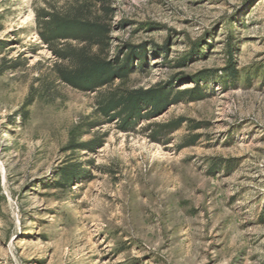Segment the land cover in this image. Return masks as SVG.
Returning a JSON list of instances; mask_svg holds the SVG:
<instances>
[{
	"label": "rangeland",
	"instance_id": "374dc122",
	"mask_svg": "<svg viewBox=\"0 0 264 264\" xmlns=\"http://www.w3.org/2000/svg\"><path fill=\"white\" fill-rule=\"evenodd\" d=\"M80 5L133 64L95 93L58 80L40 35ZM110 8L0 0V264H264V0ZM152 89L169 104L126 129L100 112Z\"/></svg>",
	"mask_w": 264,
	"mask_h": 264
},
{
	"label": "trees",
	"instance_id": "16d2710c",
	"mask_svg": "<svg viewBox=\"0 0 264 264\" xmlns=\"http://www.w3.org/2000/svg\"><path fill=\"white\" fill-rule=\"evenodd\" d=\"M96 1L102 5L106 16L112 15L111 0ZM88 11V5H80L64 14L44 13L40 35L54 55L60 61L68 63V66H56L58 80L80 92L95 93L112 86L117 80H128L133 72V64L130 57L126 61L110 59L107 54L110 47L109 26L101 19L91 18ZM69 42L82 46L76 47ZM94 48H98L96 52ZM4 66L0 67V76ZM181 100L178 97L172 102ZM167 102L168 97L156 89L113 92L100 100L99 109L109 122L122 119V129H126L129 120L140 117L143 106L154 104L160 107L168 105ZM180 125L179 121L169 126L177 129Z\"/></svg>",
	"mask_w": 264,
	"mask_h": 264
}]
</instances>
